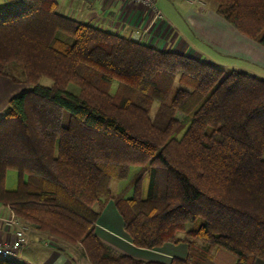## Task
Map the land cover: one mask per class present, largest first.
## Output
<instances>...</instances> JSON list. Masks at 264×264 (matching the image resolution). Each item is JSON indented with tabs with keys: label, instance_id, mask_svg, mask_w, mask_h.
<instances>
[{
	"label": "trees",
	"instance_id": "trees-1",
	"mask_svg": "<svg viewBox=\"0 0 264 264\" xmlns=\"http://www.w3.org/2000/svg\"><path fill=\"white\" fill-rule=\"evenodd\" d=\"M210 1L264 47V0ZM59 3L0 5V75L29 88L0 116V206L89 264H165L99 238L109 202L135 247L187 245L168 264H215L217 249L264 261V79L77 21Z\"/></svg>",
	"mask_w": 264,
	"mask_h": 264
},
{
	"label": "crops",
	"instance_id": "crops-1",
	"mask_svg": "<svg viewBox=\"0 0 264 264\" xmlns=\"http://www.w3.org/2000/svg\"><path fill=\"white\" fill-rule=\"evenodd\" d=\"M7 1L0 0V5ZM163 2L167 3L165 11L161 7ZM58 10L69 18L150 47L181 53L221 67L217 61L208 59L192 46L186 33L188 31L202 43L225 56L239 58L245 64L228 70L234 69L264 79V47L240 34L205 0L189 3L185 18L180 15L176 0H155L154 8L127 0H60ZM16 91L17 84L0 75V112L5 113L6 105ZM14 216L9 207L0 206V244L13 242L16 229L9 222ZM96 233L103 242L119 252L142 261L168 264L173 258L184 259L188 253L186 244L167 243L153 250L135 247L123 230L122 219L113 202H109L103 210ZM27 237L28 243L17 256L19 261L25 264H81L77 257L81 256L80 246L31 228ZM213 261L215 264H235L236 258L217 249L213 252ZM254 264H264V261L256 260Z\"/></svg>",
	"mask_w": 264,
	"mask_h": 264
},
{
	"label": "rangeland",
	"instance_id": "rangeland-1",
	"mask_svg": "<svg viewBox=\"0 0 264 264\" xmlns=\"http://www.w3.org/2000/svg\"><path fill=\"white\" fill-rule=\"evenodd\" d=\"M205 1L207 2L208 6H212L216 10V7H217L216 3H214L213 1H210V0H205ZM166 2L173 3L174 1L173 2L166 1ZM166 2H163L161 4V7L163 8L164 11L167 7ZM176 2H177V6L179 9L180 15L185 18L186 14H187V10L189 8L188 0L187 1L186 0H176ZM154 6H155V0H154ZM186 33H187V36L190 37L189 39L191 40L192 46L195 47L198 50V52L202 53L208 59H212L214 61H217V63H219L221 65V67L219 65H217L218 67H220V68L223 67V69L228 70L229 68H236V67L245 65L239 58H234L231 56H225V55L221 54V52L218 51L217 49H215V48H213V47H211L205 43H202V41H200L198 38L196 39L195 36H194L195 37L194 38L190 33H188V31H186ZM41 82L43 84H50L51 83V81L49 79H46V78H43L41 80ZM28 89L29 88L26 85L17 84V91L13 96H11V98L14 96H18V95L22 94L24 91H26ZM71 89L73 91H76V88H74L72 86H71ZM6 107H7V105H6ZM5 110H6V108H5ZM2 115H4V112H0V116H2ZM137 170L138 169L136 167L131 168V171H130L131 175H130L129 180L131 179V177L134 176V174L137 172ZM127 183H128V181H123V182L112 181L110 186L112 189L116 190V192H117V190L125 187V185ZM16 185H17V173L15 171H9L8 175H7L6 186L8 189H14V188H16ZM131 194H132V186L129 185V190L126 192L125 195L129 196ZM79 250L81 252L80 253L81 256H77V257H78V260L80 261V263L81 264H89V262L85 258L83 250L80 249V247H79ZM225 252H227V251H225ZM229 254L233 255L232 253H229Z\"/></svg>",
	"mask_w": 264,
	"mask_h": 264
},
{
	"label": "built area",
	"instance_id": "built-area-1",
	"mask_svg": "<svg viewBox=\"0 0 264 264\" xmlns=\"http://www.w3.org/2000/svg\"><path fill=\"white\" fill-rule=\"evenodd\" d=\"M135 3H142L154 8V0H127ZM189 3L195 4L200 0H188ZM15 227V238L10 244H0V256L3 258H17L19 252L28 243L27 232L28 226L20 222L15 216L9 222Z\"/></svg>",
	"mask_w": 264,
	"mask_h": 264
}]
</instances>
